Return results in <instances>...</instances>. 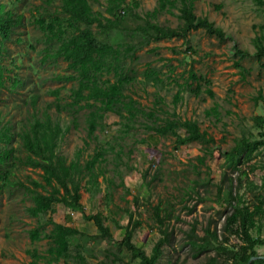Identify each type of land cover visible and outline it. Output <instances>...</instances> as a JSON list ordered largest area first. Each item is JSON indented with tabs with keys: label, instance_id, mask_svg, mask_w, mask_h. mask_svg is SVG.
Segmentation results:
<instances>
[{
	"label": "rangeland",
	"instance_id": "374dc122",
	"mask_svg": "<svg viewBox=\"0 0 264 264\" xmlns=\"http://www.w3.org/2000/svg\"><path fill=\"white\" fill-rule=\"evenodd\" d=\"M46 1L0 0L8 9L23 16L22 25L5 43L3 53V64L12 69L11 76L15 73L23 82V86L13 92L7 90V83V88L0 92V112L12 123H18L27 116L26 103L31 94L39 96L42 107L55 100L56 97L47 92L51 90L59 89L62 103L70 101L68 95L72 84L58 82L55 78L68 75L66 63L54 56L55 46L47 42L45 35L33 23L35 18H47L48 14L58 10V0H49L50 3ZM133 1L126 0L128 4ZM100 2L94 4L93 9L107 16L104 13L105 1ZM136 2L138 7L133 9V13L140 16L158 5V0ZM194 5L197 16L208 17L233 42L228 39L220 41L205 30L198 29L189 33L188 44L182 39L151 43L137 51L134 58L128 59V69L124 75L130 77L131 82L126 93L143 107L152 106L154 92L158 91L164 97L163 107L166 111L176 113L182 119L197 121L201 130L213 137L215 150L206 154L204 164L197 160V157L205 155L200 144L183 145L175 149L172 137H160L148 132L141 118L125 132L119 123L120 119L108 114L104 129L96 132L97 139L88 140L85 121L87 110L78 113L74 121L72 115L65 111L56 114L54 107L50 110L63 127L69 128L60 142L61 151L68 157H73L78 149L85 147L83 159H87L95 144H103L108 149L103 169L107 179L112 181L110 198H105L107 181L99 177L101 192L88 194L82 189L81 204L86 215L101 212L108 217L106 225L115 243L121 244L123 241L128 214L132 213L129 226L133 227L135 221H139V226L134 229L131 242L144 250L146 255H151L153 246L162 237L154 207L161 203L162 207L170 209L171 216L166 220L165 227L172 234L169 242L163 245L157 264H205L206 257L213 255L209 252L193 258L190 248L184 244L186 233L193 225L198 236L203 235V229L207 226L216 229L218 235L223 233L224 217L231 209L222 200L223 196L219 200L218 188L222 185L224 192L228 185L227 180L221 182L222 173H226L230 179H235L237 174L228 168L223 153L232 147L243 125L250 127L251 117L264 116V60L258 61L251 56V39L259 26L264 24V13L255 7L252 0H194ZM177 14L175 9L172 14L164 12L158 22L174 28L178 25ZM120 22L130 30L145 28L143 20L136 19L126 11L121 14ZM109 40L113 44L126 41L119 32L111 33ZM233 43L249 54L240 61L249 70L246 80H241L234 66L238 57L232 51ZM149 70L156 74L155 84L145 77V72ZM191 70L210 80L215 102L220 105L221 122L214 124L205 117L204 111L214 101L205 95L203 87L196 93L195 84H186ZM109 78L115 80L113 74ZM259 89H262L263 99L255 105L253 98L258 96ZM178 91L181 99L174 105L172 97ZM85 140L89 147L84 145ZM250 164L256 167L255 171L241 180L240 194L245 204L255 201V195L264 194L261 188L264 180V149L253 155ZM26 177L39 178L38 172L30 168L21 169L17 174V179L24 184H27ZM233 183L236 185L235 180ZM29 205L30 201L22 189H5L0 193V264H28L31 258L26 251L46 248L45 241L31 243L28 238V231L39 223L28 216L25 207ZM53 217L57 223L76 228L89 236L97 233L92 221L83 220L80 213L69 212L62 206L56 207ZM259 227L260 232L254 230L252 235L264 237V221ZM226 237L228 248L235 249L241 242L235 233H226ZM87 243L85 264H139L138 260L131 258L124 244L118 253L117 245L112 247L105 240H90ZM110 251L117 254L116 262L107 254ZM258 253V256H264V247Z\"/></svg>",
	"mask_w": 264,
	"mask_h": 264
},
{
	"label": "trees",
	"instance_id": "16d2710c",
	"mask_svg": "<svg viewBox=\"0 0 264 264\" xmlns=\"http://www.w3.org/2000/svg\"><path fill=\"white\" fill-rule=\"evenodd\" d=\"M101 0H58V10L48 14V17H38L33 20L35 27L41 31L46 40L55 46L54 56L61 58L66 63V76L55 77L58 82L71 83L70 101L62 103L59 100V89L47 91L56 98L44 107L39 104V96L31 94L28 97L27 116L18 123L5 119L0 112V193L5 189H22L30 201L25 210L31 218L39 223L28 231L31 243L45 241L46 248L39 251L36 248L28 250L31 258L28 264H85L84 254L87 251V242L105 240L109 245H117L120 252L122 244L125 245L133 260L139 264H157L162 255V247L169 242L172 234L167 231L165 222L170 218L169 208L162 207L160 203L154 207V216L160 228L162 237L151 250V255L131 242L132 233L139 226L135 221L133 227L132 213H129L128 224L124 227V238L121 244L114 242L106 223L108 217L101 212L86 215L81 204L84 189L88 194L101 192L99 177L107 181L105 198H110L111 179H107L103 164L107 162L108 149L103 144H95L92 153L83 159L84 148L78 149L73 157H68L61 151L60 142L63 140L68 127H63L50 110L56 114L65 111L74 117L87 110L86 138L96 140L98 130L104 129L105 119L108 114H113L120 119V124L127 132L140 118L148 132L160 137H172L174 148L183 145L200 144L205 155L197 157L200 164H204L206 154H211L215 141L206 131L201 130L195 120L182 119L176 113H169L163 107L164 97L158 91L154 92L152 106L145 108L129 93L131 86L130 77L124 72L128 69V59L135 53L151 43L162 40L182 39L188 44V35L191 31L203 29L218 40L233 39L217 27L208 17L195 14L194 0H158V5L140 16L133 13L138 7L136 0L128 4L126 0H104V13L94 10V4ZM255 7L264 13V0H252ZM50 3L49 0L46 1ZM175 9L178 14V25L174 28L161 25L158 18L164 12L172 14ZM128 12L136 19L143 20L145 28L137 27L130 30L123 26L120 17L123 12ZM23 16L17 15L13 9H8L5 3L0 2V92L15 91L23 86L17 74L11 73L3 64L5 43L10 40L15 30L22 25ZM256 28V27H254ZM119 32L125 39L123 43L113 44L109 40L111 33ZM254 56L258 61L264 60V24L259 26L251 39ZM189 50V48H187ZM232 51L238 60L234 62L235 68L241 77L246 80L249 70L244 68L240 61L249 54L233 43ZM264 66V64H262ZM113 74L114 81L109 75ZM148 80H157L156 74L149 70L145 72ZM186 84H195L196 93L203 87L205 95L213 100V105L204 111L205 117L214 124L222 121L220 105L215 102V93L211 89V82L194 71L188 72ZM197 95V94H196ZM181 99L178 91L172 97L176 105ZM263 99L262 89L254 97V104L258 105ZM228 113V111H226ZM252 124L243 125L240 134L233 140L232 147L224 152L227 158L226 165L231 171L236 172L235 179L222 173L221 182L228 181L222 192V185L218 188V198L231 209L224 217L222 234L218 235L216 229L207 226L203 235L198 236L195 225L186 233L185 245L191 250V256L198 258L206 253H213L206 257L205 264H247L251 257L259 255L258 250L264 247V237L260 234L253 236V231L260 232L259 224L264 221V194H257L251 204H245L240 194L241 180L253 173L256 167L252 164L253 155L264 149V116L251 117ZM256 131V133H254ZM84 145L89 147L85 140ZM109 145V148L112 147ZM30 168L38 172V179L26 177L27 184L17 179L21 169ZM234 180L236 185H233ZM252 185V184H251ZM264 189V180L261 184ZM62 206L69 212H78L83 220L92 221L97 233L89 236L76 228L57 223L53 215L56 207ZM118 225V223H117ZM163 228V229H162ZM226 233H235L241 242L235 249L226 247L228 239ZM116 262L117 254L107 252ZM73 260V262H70ZM131 264V263H129ZM251 264H264V259H256Z\"/></svg>",
	"mask_w": 264,
	"mask_h": 264
},
{
	"label": "water",
	"instance_id": "95a60500",
	"mask_svg": "<svg viewBox=\"0 0 264 264\" xmlns=\"http://www.w3.org/2000/svg\"><path fill=\"white\" fill-rule=\"evenodd\" d=\"M256 259H264V256L251 257L248 260L247 264H251V262L254 261V260H256Z\"/></svg>",
	"mask_w": 264,
	"mask_h": 264
}]
</instances>
